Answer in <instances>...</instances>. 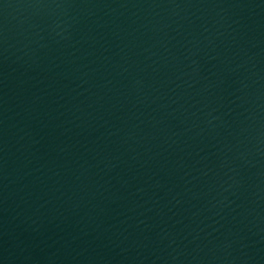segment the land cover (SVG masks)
I'll list each match as a JSON object with an SVG mask.
<instances>
[{
	"label": "water",
	"instance_id": "1",
	"mask_svg": "<svg viewBox=\"0 0 264 264\" xmlns=\"http://www.w3.org/2000/svg\"><path fill=\"white\" fill-rule=\"evenodd\" d=\"M0 264H264V0H0Z\"/></svg>",
	"mask_w": 264,
	"mask_h": 264
}]
</instances>
